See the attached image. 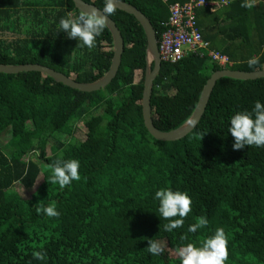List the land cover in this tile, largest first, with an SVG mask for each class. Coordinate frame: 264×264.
I'll return each instance as SVG.
<instances>
[{
    "label": "trees",
    "instance_id": "trees-1",
    "mask_svg": "<svg viewBox=\"0 0 264 264\" xmlns=\"http://www.w3.org/2000/svg\"><path fill=\"white\" fill-rule=\"evenodd\" d=\"M122 1L149 19L159 40L169 5L187 0ZM241 2L196 10L208 48L227 56L226 64L193 51L161 61L150 98L157 130H175L190 118L213 72L264 69V4L246 8ZM80 13L73 0H0V65L39 64L77 82L98 81L111 65L112 35L106 26L88 49L59 32L62 17ZM211 16L222 24L208 22ZM110 18L124 46L104 88L82 92L36 71L0 73V134H9L0 144V264H179L180 247L199 246L220 227L228 240L225 264H264V146L234 151L228 133L231 115L264 104V77L219 78L195 127L178 140H157L142 116L145 32L123 10ZM252 57L259 63L250 68ZM78 122L82 140L74 135ZM61 155L80 162V179L64 188L50 182L49 166ZM18 186L30 197H21ZM161 187L192 198L183 226L172 232L164 230L167 221L153 199ZM49 203L59 217L37 214L36 207ZM200 217L208 224L188 232ZM148 239L161 243L160 255L148 253ZM35 251L46 259H34Z\"/></svg>",
    "mask_w": 264,
    "mask_h": 264
},
{
    "label": "clouds",
    "instance_id": "clouds-1",
    "mask_svg": "<svg viewBox=\"0 0 264 264\" xmlns=\"http://www.w3.org/2000/svg\"><path fill=\"white\" fill-rule=\"evenodd\" d=\"M117 0H104L101 9L91 7L90 10L81 12L75 18L71 15L59 20V32H64L68 39L81 42V46L92 49L95 47L96 38L99 37L107 26L117 7ZM248 0H242L241 7H251ZM248 66L253 68L259 61L258 58H249ZM194 121H189L188 126H193ZM228 133L233 137L232 148L234 151L243 150L245 146H264V104L260 101L254 103V107L235 112L229 117ZM80 162L74 158L65 159L61 155L50 166V182L60 188L71 185L73 181L80 179L78 171ZM154 200L158 201L159 217L167 221L164 230L172 232L183 226L184 218L191 212L192 198L187 191L172 190L169 187H161L154 193ZM37 214L47 217H59L60 213L54 203L39 205ZM175 218V219H173ZM208 224L205 217H200L194 224H190L188 232L195 233L197 229ZM227 235L220 227L205 238L199 246L189 242L178 250L179 264H225L228 257ZM160 242L148 239L147 251L151 255H160L163 252ZM33 258L39 261L46 259L43 251L33 252Z\"/></svg>",
    "mask_w": 264,
    "mask_h": 264
},
{
    "label": "water",
    "instance_id": "water-1",
    "mask_svg": "<svg viewBox=\"0 0 264 264\" xmlns=\"http://www.w3.org/2000/svg\"><path fill=\"white\" fill-rule=\"evenodd\" d=\"M75 7L81 12L90 10L91 7L96 6L89 4L83 0H73ZM117 7L120 10H123L129 14H132L141 24L143 30L146 35V69L145 76L143 82V91H142V116L144 126L147 129L148 133L157 140L161 141H174L184 137L188 134L198 123L200 120L206 104L209 100L211 91L216 83V81L224 76L243 79V80H253L257 78L264 77V69L258 71H234L228 69H221L213 72L211 76L206 81L199 101L197 103L196 108L194 109L190 118L179 128L169 131V132H161L155 128L153 122L151 120V107H150V98H151V88L155 77L157 76L161 61L159 59L158 46H157V38L155 35V31L149 19L137 8L133 5L125 3L122 0H117ZM99 9V8H97ZM107 28L109 29L112 39H113V56L111 59V65L107 73L100 78L98 81L92 83H81L77 82L74 79L66 76L61 72H57L47 66L39 65V64H21V65H0V73L7 74H15L20 72H30L36 71L41 72L43 74L48 75L54 81L59 82L65 86H68L73 89H77L82 92H91L95 90H99L108 85L111 80L115 77L118 68L121 62V55L123 53V38L122 35L117 28L115 22L109 17L107 21ZM152 63V68H151ZM189 121H194L193 126H188Z\"/></svg>",
    "mask_w": 264,
    "mask_h": 264
},
{
    "label": "built area",
    "instance_id": "built-area-1",
    "mask_svg": "<svg viewBox=\"0 0 264 264\" xmlns=\"http://www.w3.org/2000/svg\"><path fill=\"white\" fill-rule=\"evenodd\" d=\"M228 4V0H187L169 5L167 28L157 40L160 61L176 62L188 52H206L212 60L220 65L228 62V57L208 48L209 43L203 39L198 28L196 10L214 8Z\"/></svg>",
    "mask_w": 264,
    "mask_h": 264
},
{
    "label": "rangeland",
    "instance_id": "rangeland-1",
    "mask_svg": "<svg viewBox=\"0 0 264 264\" xmlns=\"http://www.w3.org/2000/svg\"><path fill=\"white\" fill-rule=\"evenodd\" d=\"M77 128H78V131H76L74 133V135L79 140H82L84 138V132H83L84 127H83V125L81 123L78 122L77 123ZM8 138H9V134L8 133L3 132L2 134H0V144L2 146H5L7 144ZM67 138H68L67 136H65V135L61 136L60 134H57L55 136V139H59L61 141H66ZM17 192H18V194L21 195V197H23L25 199H27V198L30 197V192L29 191H26L21 186H18L17 187Z\"/></svg>",
    "mask_w": 264,
    "mask_h": 264
},
{
    "label": "crops",
    "instance_id": "crops-1",
    "mask_svg": "<svg viewBox=\"0 0 264 264\" xmlns=\"http://www.w3.org/2000/svg\"><path fill=\"white\" fill-rule=\"evenodd\" d=\"M248 2L251 4V5H257V4H260V3H262V4H264V0H248ZM225 6H227L226 4H224V5H221L220 7H217V8H214V10H210V12H214V11H216V9L217 10H219V9H221L222 7H225ZM212 17V18H211ZM210 17V20H208V22H213L215 25L214 26H216V27H218V26H220L221 24H222V21H221V19H214V17L213 16H211ZM253 24V23H252ZM251 24V25H252Z\"/></svg>",
    "mask_w": 264,
    "mask_h": 264
}]
</instances>
